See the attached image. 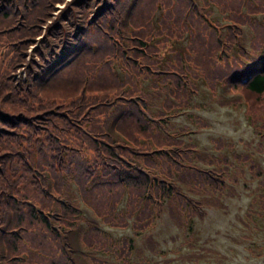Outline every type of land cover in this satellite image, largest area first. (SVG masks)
<instances>
[{
  "label": "trees",
  "instance_id": "obj_1",
  "mask_svg": "<svg viewBox=\"0 0 264 264\" xmlns=\"http://www.w3.org/2000/svg\"><path fill=\"white\" fill-rule=\"evenodd\" d=\"M201 84L244 104L261 150L264 0H0V264H76L71 231L86 264H148L162 210L183 227L264 186L253 151L188 137Z\"/></svg>",
  "mask_w": 264,
  "mask_h": 264
},
{
  "label": "rangeland",
  "instance_id": "obj_2",
  "mask_svg": "<svg viewBox=\"0 0 264 264\" xmlns=\"http://www.w3.org/2000/svg\"><path fill=\"white\" fill-rule=\"evenodd\" d=\"M214 16H220L217 9ZM253 37V32L246 30L244 39H239V45L244 50L248 49ZM186 41V38L178 39L175 46L185 44ZM12 76L25 77L24 67L17 68ZM201 86L203 90L194 96L196 104L188 111L191 116L199 114L206 125L190 123L189 115L182 114L181 119L187 120L196 130L188 137L199 145L208 146L212 138H224L222 149L225 152L253 151L264 170V146L261 150L257 149L258 140L244 104H220L211 88L204 84ZM228 142L232 144L228 145ZM257 183V179H246L239 185V194L225 198L226 207L209 206L201 210V217H191L183 223L186 224L183 227L177 226L168 213L162 210L155 225L148 231H154L160 243L158 246L164 252L151 253L146 250L153 254L148 264H264V186H256ZM106 228L113 237L132 233L131 226ZM67 237L72 249L76 250L74 234L69 233ZM136 243H140L139 238H136ZM188 253L192 256L187 257ZM105 254L112 264H136L134 259L123 261L110 252ZM74 260L84 264L79 257Z\"/></svg>",
  "mask_w": 264,
  "mask_h": 264
}]
</instances>
